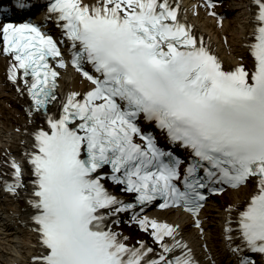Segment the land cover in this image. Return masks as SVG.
I'll return each mask as SVG.
<instances>
[{
    "label": "snow or ice",
    "instance_id": "obj_1",
    "mask_svg": "<svg viewBox=\"0 0 264 264\" xmlns=\"http://www.w3.org/2000/svg\"><path fill=\"white\" fill-rule=\"evenodd\" d=\"M253 5L247 59L227 66L176 0L0 5L5 21L43 13L0 23L8 79L35 125L29 179L14 156L0 176L27 197L30 264H200L180 225L147 210L182 208L203 236L209 199L242 188L224 209L225 246L234 264H264V0ZM69 67L87 86L61 96Z\"/></svg>",
    "mask_w": 264,
    "mask_h": 264
},
{
    "label": "bare ground",
    "instance_id": "obj_2",
    "mask_svg": "<svg viewBox=\"0 0 264 264\" xmlns=\"http://www.w3.org/2000/svg\"><path fill=\"white\" fill-rule=\"evenodd\" d=\"M176 1H180L186 9L187 19L205 36V40L219 54L226 66L240 62L241 55L247 59L245 45L254 31L253 12L249 10L253 7V0H236L229 6L219 3L215 9L206 7L202 0ZM213 10L217 13L216 16L210 15ZM221 17H226L222 23ZM10 62L9 56L0 58V176L7 169L3 161L8 156H14L24 162V150L29 148L31 143L29 132L35 127L28 122L24 96H20L13 82L8 79L7 69ZM86 86V82L81 83V77L75 69H63L58 89L61 96L67 91L83 90ZM37 122L42 124L43 120L37 117ZM25 129L28 130L27 133ZM28 179L29 173L26 170L25 181ZM247 195V190L243 188L228 189L226 194L217 195L208 202L200 216L205 228L203 236L194 226L195 219L180 210H166L157 212V215L180 225L184 239L201 264H210L205 253L217 264H234V257L227 251L223 236L226 216L224 209L228 203L241 202ZM0 197L7 201L5 210L0 211V255L5 257L7 262L0 259V264H30V256L38 250V240L29 220L31 209L27 197L23 192L18 196L5 192L1 184ZM147 214L150 216L151 213ZM205 244L207 247H204Z\"/></svg>",
    "mask_w": 264,
    "mask_h": 264
},
{
    "label": "rangeland",
    "instance_id": "obj_3",
    "mask_svg": "<svg viewBox=\"0 0 264 264\" xmlns=\"http://www.w3.org/2000/svg\"><path fill=\"white\" fill-rule=\"evenodd\" d=\"M225 2V4L227 5V6H229V5H231V4H233L234 2H236V0H225L224 1ZM228 18H230V17H228ZM226 19V18H225ZM2 211V210H1ZM4 211V210H3ZM0 259H2L4 262H7V260L5 259V257H3L2 255H0Z\"/></svg>",
    "mask_w": 264,
    "mask_h": 264
}]
</instances>
